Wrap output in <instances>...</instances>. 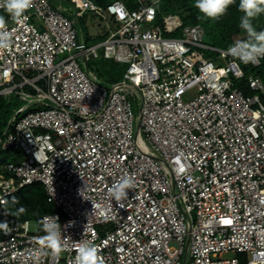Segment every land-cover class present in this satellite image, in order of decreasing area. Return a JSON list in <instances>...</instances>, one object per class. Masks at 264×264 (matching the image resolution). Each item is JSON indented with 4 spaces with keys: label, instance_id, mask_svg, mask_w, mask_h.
<instances>
[{
    "label": "built area",
    "instance_id": "built-area-1",
    "mask_svg": "<svg viewBox=\"0 0 264 264\" xmlns=\"http://www.w3.org/2000/svg\"><path fill=\"white\" fill-rule=\"evenodd\" d=\"M70 1L102 16L108 36L89 44L50 0H32L19 20L0 7L11 34L0 49V96L41 105L0 141L14 151L0 166V219L10 226L0 230V264H76L82 239L105 264H243L244 253L247 264H264V80L248 72L264 57L248 67L177 13L144 28L158 19V0ZM90 58L126 64L123 80L103 84ZM128 86L141 99L135 134ZM125 175L133 186L120 207L108 189ZM35 183L56 206L42 218L58 217L59 253L37 242L42 218L33 230L5 214L10 197Z\"/></svg>",
    "mask_w": 264,
    "mask_h": 264
},
{
    "label": "clouds",
    "instance_id": "clouds-1",
    "mask_svg": "<svg viewBox=\"0 0 264 264\" xmlns=\"http://www.w3.org/2000/svg\"><path fill=\"white\" fill-rule=\"evenodd\" d=\"M236 2L237 0H193L194 7L199 11L201 17L211 20L223 16L229 7ZM31 3L32 0H3L0 7L4 8L11 19L19 20L26 10L31 7ZM238 10L242 13L239 27L246 31L247 40L236 41L229 45L227 53L245 64L256 63L261 57H264V30H257L253 20L264 14V0H238ZM6 23L5 17L0 15V49H7L11 44V34L5 27ZM132 186L133 178L125 175L108 189L109 196L120 207H123L122 202L128 198V190ZM18 202L16 197L11 198L13 206ZM25 211L26 209L20 206L14 212L5 210V214L19 216ZM40 225L44 234L36 238L38 244L46 246L53 253H59L63 245V236L58 217H44L40 221ZM0 230L4 231L5 234L10 230L9 223L6 220L0 221ZM76 264H105V259L100 255L95 244L82 239L77 250Z\"/></svg>",
    "mask_w": 264,
    "mask_h": 264
},
{
    "label": "rangeland",
    "instance_id": "rangeland-1",
    "mask_svg": "<svg viewBox=\"0 0 264 264\" xmlns=\"http://www.w3.org/2000/svg\"><path fill=\"white\" fill-rule=\"evenodd\" d=\"M53 6L58 7L68 18L76 21V25L80 31V34L85 37L87 42L89 44H94L99 41H102L106 36L109 34V28L103 19L102 16L97 15L93 11H86L84 13H78L73 5V3L70 0H50ZM97 2V0H95ZM124 1V0H123ZM129 1L131 4V8H137L139 6L138 0H125ZM124 1V2H125ZM152 0H146L145 4L150 3ZM98 3V2H97ZM156 7L158 9V19L154 21L153 23H145L144 28H153L155 27L158 22L164 18L165 15L170 13H176L178 9L176 8V5H174L172 2H168L167 0H158V3L156 4ZM4 15V14H3ZM242 38H247V33L245 30H241V32L235 36V40H239ZM205 43L213 45L215 47H219L217 44L211 42L208 40L207 37L204 38ZM68 53L61 54L59 56V60L67 56ZM210 55H214V52H209ZM207 57V56H206ZM79 62L83 65L81 60L79 59ZM248 67H251L249 63H247ZM88 66L90 70L94 73L96 77L99 78L100 82H102L105 85L111 86L114 82H120L123 80V73L126 70V64L124 63H117L113 60H107V59H93L90 58L88 62ZM258 67L251 68L248 70V72L252 71L253 73L258 72ZM87 70V68L85 67ZM25 74L29 77H33L36 72H33L32 70H26ZM22 81V78H16L15 82L19 83ZM41 85H43V82H39ZM129 91L131 94H128V99L130 100L132 104V110L134 113V134L138 130V125L140 122V116H141V99L136 95V91L132 86H128ZM25 90L30 91L32 93H36L33 87L30 85H27L24 87ZM194 94L186 95L185 100L190 99ZM1 100L4 104L10 103V107L12 112L9 115V120L15 121L17 120L16 112L19 116H22L27 111L32 109L40 108L41 105L37 103H27L24 101H21L19 98V95L14 92L10 94H4L2 95ZM13 113V114H12ZM3 130V127L0 125V132ZM143 137L146 138V134H142ZM14 154V151L12 149H2L0 147V166L3 165L5 161H8L11 159L12 155ZM18 193H14L13 195L16 196ZM12 195V196H13ZM12 212H14V208L12 205H8ZM51 209H56L53 204L50 205ZM37 221L31 220V227L34 230L36 227ZM171 245H175L174 242H171ZM235 253L228 252L224 254V257H230L233 256ZM239 256L242 259L246 258V253L239 254Z\"/></svg>",
    "mask_w": 264,
    "mask_h": 264
},
{
    "label": "trees",
    "instance_id": "trees-1",
    "mask_svg": "<svg viewBox=\"0 0 264 264\" xmlns=\"http://www.w3.org/2000/svg\"><path fill=\"white\" fill-rule=\"evenodd\" d=\"M110 1L112 0H97L99 4L103 5ZM167 1L176 5V8L178 9L176 13L180 15L183 24H201L205 29V37H207L209 41L215 43L216 46L219 44V47L227 48L229 45L233 44L235 36L242 30L239 27V21L242 13L238 10V0L235 4L229 7L228 11L223 16L215 20L202 18L199 11L194 7L193 0ZM125 2L130 8L132 7L129 1ZM253 24L257 30H264V14L255 18L253 20ZM257 69V73L264 80V60L261 66ZM246 91H249L248 88H246ZM1 98L2 95L0 96V125L3 127V130L0 132V141L4 137L5 133L12 128V124L14 122L9 120V115L12 112L10 103L4 104ZM16 116L17 118L20 117L17 112ZM16 193H18L16 196L13 195L10 197L8 205H12V197H16L18 199V204L15 206L12 205L14 211L20 206H23L26 209V211L19 214V216L14 215L20 219L39 221L44 213L56 210L51 209L50 205L53 203L48 201L45 189L40 183L25 186ZM241 261L243 264H247L246 258H241Z\"/></svg>",
    "mask_w": 264,
    "mask_h": 264
}]
</instances>
